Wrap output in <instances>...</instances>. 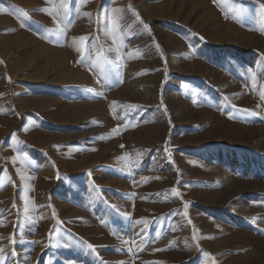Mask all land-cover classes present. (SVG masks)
<instances>
[{
  "label": "rangeland",
  "instance_id": "rangeland-1",
  "mask_svg": "<svg viewBox=\"0 0 264 264\" xmlns=\"http://www.w3.org/2000/svg\"><path fill=\"white\" fill-rule=\"evenodd\" d=\"M261 5L0 0L2 264H264Z\"/></svg>",
  "mask_w": 264,
  "mask_h": 264
},
{
  "label": "snow or ice",
  "instance_id": "snow-or-ice-1",
  "mask_svg": "<svg viewBox=\"0 0 264 264\" xmlns=\"http://www.w3.org/2000/svg\"><path fill=\"white\" fill-rule=\"evenodd\" d=\"M213 2L216 3L217 0H213ZM129 7H130V6H129ZM261 8H264V5H261ZM20 11H21V14H22V15H24V16H27V15H28V13L24 12L23 10H20ZM44 11H48V10H47V9H44ZM114 11L119 12V11H121V10H120V9H115ZM85 15H90V13H85ZM136 17H137L138 20L141 19L140 16H139V13H136ZM141 22H142V21H141ZM143 27H144L145 29H149V26H148L147 24H144ZM79 39H80L81 41H86V40H87L86 37H80ZM157 47H159V45H157ZM9 79H10V78H9ZM255 83H256V80H255V77H253V84L255 85ZM262 87H264V86H262ZM261 98L264 99V92L261 93ZM229 118L231 119L232 117L229 116ZM117 130H118V129H117ZM12 138H13V139L15 138V134H12ZM121 147H124V146L121 145ZM93 150H95V149H93ZM165 151H166V152L168 151L167 147L165 148ZM170 155H171V154L169 153V156H170ZM13 163H15V159L13 160ZM171 192L174 193V194L177 195V196L180 195V193H179V191H178V189H177L176 187H173V188L171 189ZM0 214H2V213H0ZM185 215H187V213H185ZM141 222H142V221H137V223H141ZM189 222H190V221H189ZM87 247H88L89 249H93V250H94V247H95V246H93V245H91V244H88ZM2 253H3V248H0V254H2ZM205 255H209V254L206 253ZM3 259H4V257H3L2 255H0V264H2Z\"/></svg>",
  "mask_w": 264,
  "mask_h": 264
}]
</instances>
